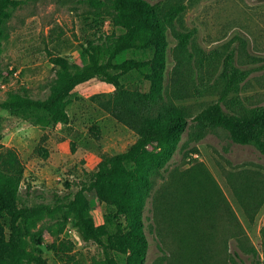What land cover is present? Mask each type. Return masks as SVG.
Returning <instances> with one entry per match:
<instances>
[{"label": "trees", "instance_id": "obj_1", "mask_svg": "<svg viewBox=\"0 0 264 264\" xmlns=\"http://www.w3.org/2000/svg\"><path fill=\"white\" fill-rule=\"evenodd\" d=\"M27 1L35 0H0V61L10 34L9 21L15 9ZM81 1L89 3L98 15L109 17L115 29L105 38L87 42L88 60L81 64L50 52L57 76L49 95L35 98L9 91L0 101V110L24 113L42 126L69 123L68 104L75 88L101 77L115 86L109 111L132 128L137 139L126 150L105 154L91 177L79 181L59 205L21 204L26 164L15 148L0 143V264H49L42 243L60 235L70 218L84 242H94L102 249L100 264H120L116 252L126 256L125 264H147L151 241L145 211L150 198L163 251L154 264H229V260L248 264L238 250L235 256L239 261L233 254L228 256L229 233L237 234L243 244L247 233L206 163L196 161L185 168L175 167L168 175L166 172L191 121L201 128H222L235 143L253 146L264 155V104L247 105L239 95L253 68L239 64L235 50L221 60L217 50L207 52L196 45L197 29L185 23L187 0ZM129 49H153L154 53L148 59L119 60ZM144 69L148 70L149 89L124 83L123 75ZM11 72L0 66V79ZM212 72L215 81L208 85L202 79L210 78ZM199 79L205 88L193 92ZM205 93L220 96L198 111L185 102ZM41 153L49 155L44 147ZM225 174L254 219L264 204V170L248 167ZM159 178L162 182L158 185ZM93 190L112 208L102 223H97L92 213L89 193ZM59 212L62 218L57 229L40 225L43 218Z\"/></svg>", "mask_w": 264, "mask_h": 264}, {"label": "rangeland", "instance_id": "obj_2", "mask_svg": "<svg viewBox=\"0 0 264 264\" xmlns=\"http://www.w3.org/2000/svg\"><path fill=\"white\" fill-rule=\"evenodd\" d=\"M187 2L185 23L189 28L197 29L196 45L207 52L217 50L221 60L228 51L235 50L238 63L253 68L239 95L247 105L264 104V0ZM97 13L89 3L81 0L27 1L15 9L0 61L3 71L12 72L0 79V101L9 91L28 93L35 98L47 97L57 76L50 52L76 63L86 62L88 53L84 47L87 42L105 38L115 29L109 17ZM171 39L173 47L172 35ZM153 53V49H129L118 59H148ZM169 60L171 69L172 52ZM147 72V69L133 70L122 78L128 87L147 90L150 88ZM210 76L201 79L213 85L214 72ZM198 87L200 90L205 88L200 79L193 92ZM114 93L115 86L101 77L79 84L69 99V123L42 126L24 113L0 110V143L15 148L26 164L20 193L22 205L64 203L65 196L79 181L91 177L105 154L121 152L135 142L137 133L108 109ZM219 96L218 93L193 95L185 102L192 103L198 111ZM41 147L48 149V156L41 153ZM196 161L205 162L216 176L247 233L246 244L237 234L229 233L228 256H235L238 250L246 263L264 264V204L251 219L225 174L229 170L248 167L264 170V155L253 146L235 143L222 128H201L191 121L166 174L175 167L185 168ZM159 179L158 185L162 182ZM89 195L96 222H104L112 208L98 198L95 190ZM153 215L150 198L145 211L151 241L147 264H154L163 253ZM61 218L59 212L54 217L43 218L40 225L50 224L57 229ZM3 219L8 224L6 215ZM42 249L49 264H100L102 258V249L94 242L83 241L72 218L60 235L48 237L42 243ZM125 257L116 252L120 264H125ZM235 259L239 261L236 256ZM229 264L237 263L229 260Z\"/></svg>", "mask_w": 264, "mask_h": 264}]
</instances>
